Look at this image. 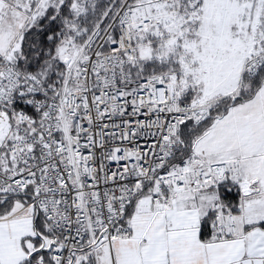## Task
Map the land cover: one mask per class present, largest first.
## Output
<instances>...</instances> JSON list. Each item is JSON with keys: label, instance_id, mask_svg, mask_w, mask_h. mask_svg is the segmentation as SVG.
Masks as SVG:
<instances>
[{"label": "snow or ice", "instance_id": "1", "mask_svg": "<svg viewBox=\"0 0 264 264\" xmlns=\"http://www.w3.org/2000/svg\"><path fill=\"white\" fill-rule=\"evenodd\" d=\"M0 264H264V0H0Z\"/></svg>", "mask_w": 264, "mask_h": 264}]
</instances>
